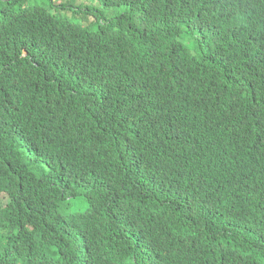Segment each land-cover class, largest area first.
<instances>
[{
  "label": "trees",
  "instance_id": "16d2710c",
  "mask_svg": "<svg viewBox=\"0 0 264 264\" xmlns=\"http://www.w3.org/2000/svg\"><path fill=\"white\" fill-rule=\"evenodd\" d=\"M60 1L0 0V235L16 231L0 264H264V0H187L181 27L161 33L142 19L165 0H125L124 16L81 36L103 73L67 60L64 33L80 26L61 8L80 5ZM196 24L235 51L205 41L193 54L180 40ZM208 108L250 128L199 129ZM222 129L240 143L213 148Z\"/></svg>",
  "mask_w": 264,
  "mask_h": 264
},
{
  "label": "clouds",
  "instance_id": "9594fccd",
  "mask_svg": "<svg viewBox=\"0 0 264 264\" xmlns=\"http://www.w3.org/2000/svg\"><path fill=\"white\" fill-rule=\"evenodd\" d=\"M99 1L105 9L125 7L126 12L118 17H122L127 13V7L124 5L125 0H99ZM199 1L200 3H202V6L209 11L220 10L214 8L212 6V3L208 0H199ZM76 2L78 3V5H80L79 6L80 8L73 9L66 5L65 8H61V13L64 15L65 14L71 15L73 18H80L83 22V25L75 23L73 20L61 16V18L69 20L70 22L80 26V28L78 29H70L64 33L61 44L62 49L64 51L65 56L67 57V60L71 64L80 65L91 72L103 73L106 64L104 68H100V69L95 66H92L91 64H96L97 56L92 52L85 51L84 44L81 39V36L85 33H89V34L98 33L99 30L91 32L90 25L96 22V18L102 17L103 15H99L95 17L92 10H89L86 7H81L82 5L81 0H76ZM22 8H26V7L23 6ZM188 10L189 7L187 0H165L164 2L160 3L159 6L155 7L147 16L143 17L142 24L145 28L158 33L164 32L167 29L172 28L174 26L181 27L182 23L185 21ZM90 18L92 20H90ZM185 35L186 38L181 39L180 41L184 42V45L186 47L193 46L194 50L197 52V55H199V49L204 44L205 41H209L213 43L214 46L217 45L220 49H229L231 51H235L230 44L220 41L215 35H213V31L211 27L205 24L189 25L188 33H186ZM247 35L248 34L236 37V44L238 45L240 50L245 47ZM34 48H37L39 51L42 52V46L34 47ZM28 54L29 52L26 51L25 55ZM157 54L162 55L165 64L167 63V61L172 59V57L168 54H164L162 52H159ZM100 55L106 59L105 52L102 47V43L100 44ZM211 61L215 62L214 60ZM87 62H89L90 64H88ZM243 88H245L243 85L236 84L230 93L232 92L239 93ZM196 93H194L193 95H191L190 97L184 100H177L171 103L167 108L166 113H170V114L183 113L188 105L198 102L193 100L194 95ZM230 93H223L222 95H220V97L228 96ZM216 119L225 120L228 122L240 124L244 127L250 128V121L248 119H245L239 113L235 114L230 111L211 112L208 108L203 116L199 129L205 128L206 121L216 120ZM231 139H234L235 141L240 143L242 139V133L238 131L230 132L227 129H222V131H220L219 137L212 140L211 145L213 148L216 149L220 146L227 144L226 142L230 141ZM101 169L99 173L101 175L106 176V180L109 185L122 190L127 188L130 182L122 183L119 175H106L102 172ZM119 170L123 172H128L123 167L119 168ZM260 180L264 182V178ZM5 197L6 196H3L1 200Z\"/></svg>",
  "mask_w": 264,
  "mask_h": 264
},
{
  "label": "rangeland",
  "instance_id": "374dc122",
  "mask_svg": "<svg viewBox=\"0 0 264 264\" xmlns=\"http://www.w3.org/2000/svg\"><path fill=\"white\" fill-rule=\"evenodd\" d=\"M4 1L8 2V0H4ZM24 1H25L24 2L25 7H38V6L42 5L41 8H44L47 10L53 9L52 8L53 5L52 6L50 5V0H24ZM63 1L68 2L67 0H61L60 2H63ZM2 2H0V5H2ZM81 3H82V5H84V7L88 8L89 10H92L95 17L99 16V15H103V17L107 20H112V19H114V18H116V17H118V16H120L126 12L125 7L105 9L101 5L99 0H89V1L81 0ZM2 10H3V7L0 6V22H1ZM60 16L68 18L70 20H73L75 23L83 25V22L80 18H73L71 15H67V14H65V15L61 14ZM90 20H92V19L90 18ZM193 54L197 55L196 53H193ZM0 202H1L0 203L1 206H5L7 204V196L5 198H3ZM87 210H86V207H84V208L79 207L76 209V211L79 213H85ZM76 211L71 210L70 214L72 215V213L74 214ZM8 229H10V228H8ZM10 230H12V229H10ZM15 234H16V231L12 230V232L9 233L5 237L0 235V247L1 246H3V247L8 246L9 247L10 238H13ZM0 253H1V251H0Z\"/></svg>",
  "mask_w": 264,
  "mask_h": 264
}]
</instances>
